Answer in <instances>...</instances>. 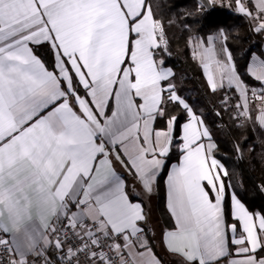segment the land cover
<instances>
[{"label":"snow or ice","instance_id":"1","mask_svg":"<svg viewBox=\"0 0 264 264\" xmlns=\"http://www.w3.org/2000/svg\"><path fill=\"white\" fill-rule=\"evenodd\" d=\"M217 4L264 35V0H198L185 19ZM160 7L0 0V264H166L140 196L153 194L173 148L160 237L170 264H264V213L239 198L204 113L180 94ZM234 31L197 29L186 43L210 92L227 89L232 121L264 131V57L253 53L242 74ZM244 143L233 144L238 163Z\"/></svg>","mask_w":264,"mask_h":264},{"label":"trees","instance_id":"2","mask_svg":"<svg viewBox=\"0 0 264 264\" xmlns=\"http://www.w3.org/2000/svg\"><path fill=\"white\" fill-rule=\"evenodd\" d=\"M159 2L161 7L157 11L158 15L165 21L170 41L169 51L171 52L170 56L165 55L164 58L167 66L173 67L177 72L176 83L180 89V94L185 96L198 112L204 113L206 123L212 130L219 146V151L216 153L217 158L227 167L232 177L231 183L235 186L239 198L253 213H264V193L258 189V185L264 184V160L261 159V153L264 152V143H261L264 141V131L259 128L253 131L251 125L238 127L232 121V113L225 111L221 104L227 89L220 90L215 94L210 92L201 67L192 59L186 43L188 36L196 32L197 29H199L200 35H206L216 27L235 30L234 34L238 33V38L229 40V47L241 73L244 74L253 53L264 57L262 52L264 35L251 32L243 17L234 14L227 7H221L219 4L205 12L203 16H188L185 19L186 13H195L198 0H159ZM224 3L226 4L227 0H224ZM170 19H174L175 23L169 27L167 21ZM184 24L190 25L191 31L184 30ZM37 54L48 67H52V56L48 48H38ZM244 79L250 84L255 83L247 75H244ZM228 94L232 95L230 92ZM232 103H235V99L232 100ZM217 111L222 113V117L216 115ZM254 116L255 112L253 113ZM182 122H184L183 114H181L179 123ZM245 138H247V143L243 145L245 149L244 160L238 163L233 144L237 141H244ZM253 144L255 151L250 154L248 147ZM176 157L177 152L172 150L167 158V167ZM167 167L159 177L156 191V210L159 213L163 228L171 226V219L165 212L163 189L159 185L166 175ZM152 246L158 253L155 240L152 241ZM157 246H160L159 243Z\"/></svg>","mask_w":264,"mask_h":264},{"label":"crops","instance_id":"3","mask_svg":"<svg viewBox=\"0 0 264 264\" xmlns=\"http://www.w3.org/2000/svg\"><path fill=\"white\" fill-rule=\"evenodd\" d=\"M44 47L48 48V50L50 51V49H49L47 44H44L43 46H40L39 48H44ZM262 52L264 54V45L262 46ZM50 53H51V51H50ZM51 56H52V54H51ZM52 63H53V57H52ZM49 68L51 69V67H49ZM201 70H202V68H201ZM202 73H203V70H202ZM203 76H204V74H203ZM204 78H205V76H204ZM205 80H206V78H205ZM180 124H183V122L180 123ZM162 126H163V121H160V122H158L156 124L157 128L162 127ZM177 142H179L178 136H177ZM172 150L173 151L175 150L177 152V157H176V159L174 161L169 163V165L167 167V170H166V175H165L164 179L162 180L161 184H159V185H161L160 186L161 189H163L164 207H165V212L167 213L168 216H169V214H168L167 209H166V185H165V180H166V177H167V173H168V171L171 168V165L172 164H178L179 160H180L179 151H177L175 148H173ZM118 171H120L123 175H125V177H127V174L123 172V169H119L118 168ZM156 191H157V188L155 189V191L153 192V194L150 197H146L143 193H141L140 199L144 200L145 208H146V210H148L149 215H150V224H149V226L155 232V239L154 240H155V247H156V249L158 251V254L164 258L166 264H170V258L164 254L163 247H162V244H161V238H160L161 237V232L165 228H163V224H162V221L160 220L159 213L156 210ZM169 219H171L170 216H169ZM229 222H231V218L230 217H229ZM158 243H159L160 246H157Z\"/></svg>","mask_w":264,"mask_h":264}]
</instances>
